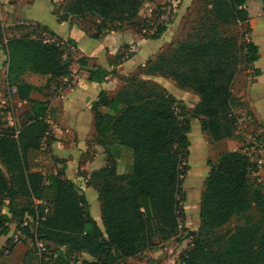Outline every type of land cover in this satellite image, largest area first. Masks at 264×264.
Returning a JSON list of instances; mask_svg holds the SVG:
<instances>
[{"label":"trees","instance_id":"1","mask_svg":"<svg viewBox=\"0 0 264 264\" xmlns=\"http://www.w3.org/2000/svg\"><path fill=\"white\" fill-rule=\"evenodd\" d=\"M144 2L70 0L65 16L59 19L94 16L99 24L91 34L93 39L128 27H136L144 39H161L166 25L138 26ZM248 20L247 0H214L208 24L193 38L158 56L146 72L123 81L124 86L113 99L108 100L104 91L100 93L94 107L109 106L117 114L110 117L96 113L101 144L110 137L133 156L130 174L117 175L112 163L88 181L101 203L104 234L91 218L85 196L72 182L60 174L35 172L31 165V154L48 140L53 123L48 117V104L31 98L38 88L27 83L24 76L66 78L71 74L73 58L59 41L39 36L5 38L0 29L7 87L15 90L20 101L31 104L33 111L20 129L0 133V235L6 232L9 220L2 213L4 199L8 200L11 217L19 222L25 213H35L33 200L48 199L50 214L39 223L36 238L46 247L53 244L64 248L63 258L86 253L93 260L83 264H115L140 255L156 243L154 240L162 243L175 238L186 199L182 183L188 170L184 151L189 147L190 130L177 112L176 99L140 76L165 75L177 81L180 88L194 92L200 101L193 114L202 132L213 142L233 139L237 117L232 109L231 86L240 67L258 59V47L253 42L240 47L232 27ZM86 62L85 58L77 60L89 73L90 81L102 83L109 76L105 69L90 68ZM118 106L122 108L118 110ZM252 166L249 157L237 151L223 153L211 166L200 199V227L197 232H188L192 248L179 256L181 264H264V210L259 193L250 186ZM18 197L32 200V205L17 209L14 201ZM255 207L260 210L257 218L251 213ZM236 217L244 220L241 227L215 237L217 230ZM30 238L33 240V235Z\"/></svg>","mask_w":264,"mask_h":264},{"label":"crops","instance_id":"2","mask_svg":"<svg viewBox=\"0 0 264 264\" xmlns=\"http://www.w3.org/2000/svg\"><path fill=\"white\" fill-rule=\"evenodd\" d=\"M10 1L13 2L12 0H0V27L5 29L8 35L15 33L9 29L12 24L17 21L20 23L29 22L46 28V34L52 38L48 41L54 42L55 40L65 45L69 41L74 45L77 58L73 60L71 74L68 77L50 80L48 76L35 74L24 76L27 83L37 88L41 86V82H38L39 79L42 82H49L46 90L33 92L31 98L48 104L50 110L48 117L53 123L48 140L43 142L41 149L36 151L35 155L31 156V165L35 172H41L44 175L60 174L62 179L72 182L85 196L89 214L104 234L101 203L98 200L97 192L88 184V181L92 174L103 170L112 163L115 165L117 175L130 174L133 168V156L128 148L119 146L110 137L106 139L105 145L101 144V138L97 136L96 131V113L110 117H115L117 114L109 106L94 107V103L99 100L102 91L108 100L113 99L121 88L122 81L119 76H125L127 72L141 65L144 60L142 56L153 55L156 51L152 52V49L157 40L144 39L131 29L109 32L101 35L98 39H93L91 34L83 29L75 19L71 17L66 21L59 19V15L56 13L58 0H14V3L9 5ZM261 2L262 0H247L249 17L260 16L259 5ZM36 5L39 7L35 8ZM20 11H24V16H18ZM256 25L251 21L249 37L246 39V42H253L258 47V59L251 64L256 75L244 100L249 102L255 110V116L264 125V24L259 29ZM15 36L17 35L15 34ZM130 45L136 46L135 54L127 57V60L122 59V62L115 64V57L123 51V47ZM145 47L148 49H143ZM80 58H85L87 66L90 68L105 69L109 76L102 83L90 81L89 73L77 64V60ZM138 59L142 60L138 61ZM0 72L6 81L7 61L4 42L0 44ZM143 79L158 81L157 77L153 76H143ZM166 83L168 81L162 79L163 89L177 100H183L192 94L196 101H199V96L193 94L192 91L187 93L184 89L178 88L177 94H174L175 92ZM2 86L0 84V107L6 103L1 90ZM11 92L12 102L22 103L15 90ZM121 108L122 106H118L117 109ZM257 109H261L260 113ZM46 201L49 202L48 199ZM3 212L8 215L9 220L6 232L0 235V264H24L32 258L35 244L30 235L23 232L20 234V241L14 243V238L19 231V221L11 217L7 207ZM157 243H159L158 240ZM162 245L164 244L160 246ZM47 249L48 251L59 250L54 256L63 259L64 248L50 244ZM163 250L159 249L153 254L150 252L149 254L158 256L163 254ZM78 256L85 261L93 260L86 253H79ZM160 260L163 264H171L166 254ZM172 264H181V262L173 261Z\"/></svg>","mask_w":264,"mask_h":264},{"label":"rangeland","instance_id":"3","mask_svg":"<svg viewBox=\"0 0 264 264\" xmlns=\"http://www.w3.org/2000/svg\"><path fill=\"white\" fill-rule=\"evenodd\" d=\"M12 1L13 2H9V5L14 3V0ZM213 1L214 0H145L137 17L138 26L142 25L143 27L145 26V28L152 26L156 28L160 25H166L167 31L165 35L154 44L152 52H156L153 55H149L148 57L142 56L144 60L138 59V61H143L141 65L127 72V75L119 76L122 81L121 87L124 86L123 81L129 80L134 75L146 72L149 67L157 62L158 56L164 55L177 43L189 37L193 38L196 31H199L204 24H208L209 11L212 8ZM69 3L70 0H58L56 13L59 15V18L65 16ZM41 5L43 6V4ZM38 7L39 5L35 6V8ZM259 10V17H249L246 23L232 27L237 33L240 47H243L246 43V39L249 37L251 21L252 24H257L256 26L258 29L264 24V0H262L259 5ZM24 11H20L18 16H24ZM11 14L14 16L12 12ZM73 19H75L88 33L93 34L97 31L99 21L94 16L87 15L85 17H73ZM18 23L20 22L17 21V23L12 24L9 28L15 31V33L11 35H8L6 30L0 27L5 38L39 36L47 41L48 39H52L46 34L47 32H44L45 28L39 24L29 22ZM128 29L137 31L136 27H128ZM224 29V31L227 32L228 28L225 27ZM146 32L152 33V31ZM142 33H144V31ZM15 34L17 36H15ZM143 49L147 50L148 48L145 47ZM135 52V45L123 47V51L115 57L114 63L118 64L122 62V59L125 60L127 57L134 55ZM66 53L69 54L73 60L77 58L74 45L69 41L66 45ZM30 75L29 73L28 76ZM255 75V71L251 64L242 65L233 80L231 86L233 98L232 109L237 117V124L235 137L230 140L213 142L206 133L202 132L199 119L193 114L200 98L198 102L192 94L183 98L184 101L175 98L178 108L177 112L181 118L184 119L190 130L188 134L189 147L184 151V165L188 167V170L185 172L182 183V190L185 193L186 199L182 204L183 213L180 219L178 235L163 243H157V240H154L156 243L148 246L140 255L130 259L118 260L115 264H163L160 258L165 254L168 256V261L171 262V264L173 261L176 263L180 262L179 256L184 251L192 248L191 242L193 239L188 235V232H197L200 227V199L204 190V182L210 173L211 166L217 163L219 156L223 153L237 151L249 157L253 165L249 174L250 186L253 191L259 193L262 202V210H264V125L259 121L258 117L255 116V110L250 106L249 102L244 100ZM153 77H157L158 81H149L156 84L162 91H165L161 85L162 79L168 81L166 84L175 92L174 94H177L176 90L178 88L182 89L177 81L171 77L163 76L158 73ZM140 78L143 79V76H140ZM4 81L0 72V84L1 86L3 85L1 90L6 99V103L0 107V133L5 129H20L24 124L29 122L33 113L31 104L12 102V92L7 87L6 81ZM38 82H41V86L38 87V90H46L49 82H42L40 79ZM184 90L187 91V93H191V90ZM193 94L195 93L193 92ZM260 110L261 109H257L259 113ZM32 155H35V153H32L31 156ZM5 176L9 181L7 175ZM2 204V213L4 214L3 210L7 207L8 200L4 199ZM31 205L32 200L25 198L18 197L14 201V206L17 209L30 207ZM251 213L257 218L260 215V210L255 207ZM243 223L244 220L242 218H233L226 226L215 232V237L221 236L228 231H233L241 227ZM161 244L164 245L160 246ZM159 249H164L162 252L163 254L150 256L149 252L153 254L154 251ZM56 251L59 250L56 249L39 253L35 245L32 258L24 264H83L85 261L78 256V253H72L61 260L59 256H54ZM200 264L204 263L200 262Z\"/></svg>","mask_w":264,"mask_h":264},{"label":"built area","instance_id":"4","mask_svg":"<svg viewBox=\"0 0 264 264\" xmlns=\"http://www.w3.org/2000/svg\"><path fill=\"white\" fill-rule=\"evenodd\" d=\"M35 213H25L21 221L18 224L19 231L14 238V243L20 241V234L29 233L33 235V243L38 248L39 253L47 252L48 249L42 241H38L36 238V230L40 222L44 221L45 217L50 214V206L43 200H34L33 202Z\"/></svg>","mask_w":264,"mask_h":264},{"label":"bare ground","instance_id":"5","mask_svg":"<svg viewBox=\"0 0 264 264\" xmlns=\"http://www.w3.org/2000/svg\"><path fill=\"white\" fill-rule=\"evenodd\" d=\"M44 201V200H43ZM46 202V201H45ZM46 203H48V202H46ZM49 204V203H48ZM50 206V205H49Z\"/></svg>","mask_w":264,"mask_h":264}]
</instances>
